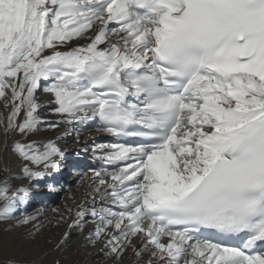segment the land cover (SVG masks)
I'll use <instances>...</instances> for the list:
<instances>
[{
	"label": "snow or ice",
	"instance_id": "obj_1",
	"mask_svg": "<svg viewBox=\"0 0 264 264\" xmlns=\"http://www.w3.org/2000/svg\"><path fill=\"white\" fill-rule=\"evenodd\" d=\"M40 91L62 123L135 138L96 146L111 170L54 209L56 251L82 237L101 264H264V0H0L5 136L40 131ZM12 152L30 180L64 154L54 140ZM27 198L4 181L0 221Z\"/></svg>",
	"mask_w": 264,
	"mask_h": 264
},
{
	"label": "bare ground",
	"instance_id": "obj_2",
	"mask_svg": "<svg viewBox=\"0 0 264 264\" xmlns=\"http://www.w3.org/2000/svg\"><path fill=\"white\" fill-rule=\"evenodd\" d=\"M91 35V33H89ZM86 40H81L78 43L73 42V46H80L86 44ZM65 50V49H62ZM40 103L41 109L39 115L42 120L45 121L40 127V131L35 134H30L26 138L21 137L18 133H13L5 136L3 125L0 124V186L3 185L4 181H8L12 188L24 187L26 189L36 184L35 190H38L39 197L43 198L44 188L39 187L49 180L45 177L42 180H30L23 175L21 168V161L12 152V146L16 141L21 142H47L48 140H54L62 147L63 152L66 153L65 157H70L71 149L82 148L85 152H88L93 158L100 155L96 152V144L91 140V137L83 130L85 125L79 123L73 125L68 123H62L59 115L49 112L50 109L55 107L52 102V96L48 93H42L40 91ZM9 114V110L5 109L3 101H0V117L6 119ZM23 118V112L21 113L20 119ZM50 123H59L56 128H50ZM87 126V125H86ZM76 130H80L77 132ZM77 135L79 139H77ZM65 157L59 158L58 163L61 162ZM97 162H101L97 160ZM111 170L110 166L108 167ZM102 168H96L95 170H101ZM66 172H69L66 170ZM73 180L72 182H69ZM95 177L93 171H89L84 175H79L78 178H71L70 175L66 176L65 185L58 187L57 189L63 192V196L54 201V205L51 206L44 201L40 206L35 209V213H27L25 216L36 215L37 219L32 224L22 225L16 219H10L7 221H0V260H8L11 258L18 262V264H43L46 261L60 260L62 263L69 264L70 260H83L88 259L91 261H98L95 259V255L86 256L84 252L77 251V246L81 243L82 237L75 240L74 245L67 251L58 252L55 250V243L61 238L62 233L67 229L68 222L62 223L56 226V220L58 219L57 213L54 209H59L60 212H64L66 207L75 206L82 199H89L87 193L91 189V185L94 183ZM59 183V181L55 182ZM28 193L26 203L20 205L18 212H22L21 208H25L26 204L32 199ZM99 201V197H97ZM47 208V209H46ZM24 216V217H25ZM23 219V218H20ZM52 223L49 224L48 221ZM33 224L39 226L40 230L36 233V229ZM56 234L55 240L52 238V234ZM93 251V250H89Z\"/></svg>",
	"mask_w": 264,
	"mask_h": 264
},
{
	"label": "rangeland",
	"instance_id": "obj_3",
	"mask_svg": "<svg viewBox=\"0 0 264 264\" xmlns=\"http://www.w3.org/2000/svg\"><path fill=\"white\" fill-rule=\"evenodd\" d=\"M39 95H40V92L38 93ZM52 109H50V111L49 112H52L51 111ZM66 175L68 176V175H70V173L69 172H66ZM44 191H45V189L43 190V193H44ZM62 193V196H63V192H61ZM32 201V199H30L29 200V202H28V204L30 203ZM53 205H54V203H53ZM40 206V205H39ZM51 206V205H50ZM25 215H27V213H25V214H22V212H17V215H16V217H18L19 219H18V222L20 221V220H22V219H20V218H24V216ZM52 238L55 240V238H56V234L54 233V234H52ZM75 242V241H74ZM74 242H73V244H72V246L74 245ZM94 261V260H93ZM43 264H54V262L53 261H46L45 263H43ZM62 264H66V263H62ZM94 264H101V262L98 260V261H94Z\"/></svg>",
	"mask_w": 264,
	"mask_h": 264
}]
</instances>
